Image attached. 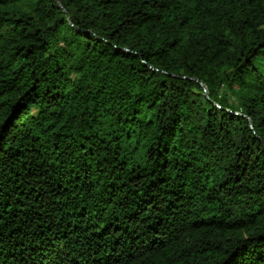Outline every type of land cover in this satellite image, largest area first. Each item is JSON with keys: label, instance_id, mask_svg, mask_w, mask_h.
<instances>
[{"label": "trees", "instance_id": "16d2710c", "mask_svg": "<svg viewBox=\"0 0 264 264\" xmlns=\"http://www.w3.org/2000/svg\"><path fill=\"white\" fill-rule=\"evenodd\" d=\"M0 264H264V0H0Z\"/></svg>", "mask_w": 264, "mask_h": 264}, {"label": "water", "instance_id": "95a60500", "mask_svg": "<svg viewBox=\"0 0 264 264\" xmlns=\"http://www.w3.org/2000/svg\"><path fill=\"white\" fill-rule=\"evenodd\" d=\"M57 2L60 4V0H57ZM196 81H198V80H196ZM200 85H202L205 88V86L202 83H200Z\"/></svg>", "mask_w": 264, "mask_h": 264}]
</instances>
